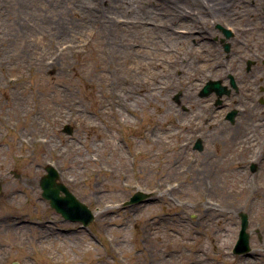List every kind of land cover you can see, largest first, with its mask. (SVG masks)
<instances>
[{
  "label": "rangeland",
  "instance_id": "1",
  "mask_svg": "<svg viewBox=\"0 0 264 264\" xmlns=\"http://www.w3.org/2000/svg\"><path fill=\"white\" fill-rule=\"evenodd\" d=\"M118 1L0 0V218L31 222L0 223V264H264V161L254 173L234 138L211 132L213 98L199 96L218 63L245 71L264 55V30L228 52L218 33L194 37L245 4L264 28V0H217L228 5L215 16L203 0L182 5L187 17L165 0ZM140 81L118 110L107 93ZM49 166L90 226L42 196ZM138 191L150 197L124 204ZM241 213L253 252L235 255Z\"/></svg>",
  "mask_w": 264,
  "mask_h": 264
},
{
  "label": "flooded vegetation",
  "instance_id": "2",
  "mask_svg": "<svg viewBox=\"0 0 264 264\" xmlns=\"http://www.w3.org/2000/svg\"><path fill=\"white\" fill-rule=\"evenodd\" d=\"M233 10L230 14L221 15L226 19L224 23H214L216 31L212 29L213 25H210L208 33H218L214 42L220 43L224 49L226 45L229 48L240 45L248 48L250 45L246 34L254 30H264L256 25L260 17L251 19L256 24H247L245 21L248 16L254 17L255 13L239 7L235 13H232ZM253 37L255 41L260 40L257 36ZM252 56L255 58L252 59ZM252 56L248 55L245 60V71H242L241 67L240 71L239 68L233 70V67L232 70L229 68V71H225L223 77L213 78V82H220L222 94L219 95V91L214 89L206 98H213L214 104L210 111L211 132L215 127L220 130L217 137L224 142L234 138L235 153L240 158L249 160V168L255 173L264 161V55L260 51H253ZM257 61L262 66H259ZM237 64L240 65V62ZM253 64L256 65L254 70ZM195 146L196 144L193 148L196 150Z\"/></svg>",
  "mask_w": 264,
  "mask_h": 264
},
{
  "label": "water",
  "instance_id": "3",
  "mask_svg": "<svg viewBox=\"0 0 264 264\" xmlns=\"http://www.w3.org/2000/svg\"><path fill=\"white\" fill-rule=\"evenodd\" d=\"M226 50H229V46L226 45ZM220 82L210 81L202 89L200 96L205 97L209 96L212 91L218 90L219 95L222 94ZM65 132L71 134L73 129L71 126L66 125ZM202 149L201 141H198L196 147ZM58 172L51 166L47 167V175L41 179V188L43 190L42 196L50 202L51 207H53L58 213L66 220L79 221L83 226L88 227L95 219L92 211L81 202L69 189L58 182ZM3 185L0 181V193L2 192ZM150 197V194L143 193L141 191L136 192V194L126 203V205H135L144 202L147 198ZM241 230L239 233V239L234 247L233 253L235 255H246L251 250L250 239L251 235L248 232L249 228V217L245 213H241ZM18 264V263H14Z\"/></svg>",
  "mask_w": 264,
  "mask_h": 264
},
{
  "label": "bare ground",
  "instance_id": "4",
  "mask_svg": "<svg viewBox=\"0 0 264 264\" xmlns=\"http://www.w3.org/2000/svg\"><path fill=\"white\" fill-rule=\"evenodd\" d=\"M111 0H109V2H110ZM114 1H118V0H114ZM200 1L202 2V3H205V2H207V9H204V8H202L203 10H208V11H212L213 12V16H215V15H218V10L219 9H222V11H220L219 13H223L224 11H223V7H225L226 6V4L228 5V3H222V2H219V1H217V0H213L214 2L212 3V0H207V1H203V0H165V2H167L168 4H170V7H173V11H174V13L175 14H179V15H184V17H187V15L185 14V10L183 9V6L182 5H186V7H189V6H192V5H196V6H198V3H200ZM209 2H211V3H209ZM238 2V1H237ZM118 3H120L119 1H118ZM248 3V2H247ZM236 3L234 2V5H235ZM180 5H181V7H180ZM206 5V4H205ZM248 4H245L244 6H241V5H239V8H241V9H244V10H246L247 12H250L251 10H249L250 9V7L249 6H247ZM222 6V7H221ZM111 7V6H110ZM182 8V9H181ZM106 13V11L103 13V14H105ZM232 13H235V11L234 12H232ZM110 22H111V24H113L114 23V21H111L110 20ZM207 32H208V30L207 29H204L201 33H199V32H196V33H198V34H196V35H194V37L196 38V39H201L200 40V43H202V45H205L206 43H209L210 41H209V37L207 36ZM200 34V35H199ZM204 37V38H203ZM181 38H188V36H186V35H182L179 39H181ZM178 39V40H179ZM202 39H205L204 41H202ZM205 43V44H204ZM197 58V57H196ZM214 60V59H213ZM203 62H204V64H210V63H212L213 61L212 60H210V59H207V58H204L203 59ZM213 69H214V71H215V74H216V77H223V73H225V72H223V73H220L221 72V70H220V68H221V65H219V63H218V66H214V67H212ZM208 77H215V75L213 74V72L212 73H208V75L206 76V78H208ZM157 78V77H156ZM156 78H154L153 80H156ZM152 81V79L150 80V82ZM140 82H142V81H140ZM140 82H137L136 84H134V87H132V86H130L131 85V82L129 83V86H130V90L129 91H126L124 94H120V95H118V94H115L114 92H111V93H107L108 95H109V98H112V99H114L113 100V102H115V104L117 103V107H118V110H120V111H124V109H126L127 108V100H128V98H130V97H132L133 95H134V93H139V92H141V91H143V89H144V87H148V83L146 84V85H144L143 84V82L142 83H140ZM149 85H153V83L151 82ZM197 87H195L194 89H196ZM212 102V99H207V100H205L204 101V105L205 104H207V103H211ZM49 143V141H46L45 142V144H48ZM56 147V145H55V142L54 141H52V144H50V148L51 149H54ZM57 155L60 157L61 156V153H57ZM76 160H77V158H76ZM73 161H75V160H73ZM11 195H13V193H11V194H9L8 196L9 197H11ZM6 222H9V224L8 223H6ZM0 223H6L8 226H12V227H14V228H16V227H18V228H20L21 227V225L22 224H25V223H31L30 221H23V219L21 218V217H14V218H8V219H6V218H4V217H1L0 218ZM253 251H251V253H252ZM254 258V255H252V254H250V256H249V258L247 257L246 258V261H251L252 259ZM56 260V259H55Z\"/></svg>",
  "mask_w": 264,
  "mask_h": 264
}]
</instances>
